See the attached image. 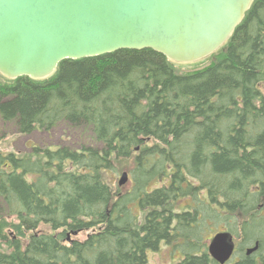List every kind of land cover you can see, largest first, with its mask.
I'll return each instance as SVG.
<instances>
[{
	"label": "trees",
	"instance_id": "trees-1",
	"mask_svg": "<svg viewBox=\"0 0 264 264\" xmlns=\"http://www.w3.org/2000/svg\"><path fill=\"white\" fill-rule=\"evenodd\" d=\"M207 59L180 72L152 48L120 49L45 79L0 72L1 125L76 139L0 150V222L20 229L0 230V264H150L162 244L183 253L174 264H219L207 246L223 230L241 252L229 264H264V0ZM122 169L128 188L112 182Z\"/></svg>",
	"mask_w": 264,
	"mask_h": 264
},
{
	"label": "water",
	"instance_id": "water-1",
	"mask_svg": "<svg viewBox=\"0 0 264 264\" xmlns=\"http://www.w3.org/2000/svg\"><path fill=\"white\" fill-rule=\"evenodd\" d=\"M253 1L0 0V72L45 79L63 60L120 49L152 48L173 62H198L228 41ZM128 182L124 171L119 185ZM235 249L228 230L208 243L219 264L228 263Z\"/></svg>",
	"mask_w": 264,
	"mask_h": 264
},
{
	"label": "rangeland",
	"instance_id": "rangeland-1",
	"mask_svg": "<svg viewBox=\"0 0 264 264\" xmlns=\"http://www.w3.org/2000/svg\"><path fill=\"white\" fill-rule=\"evenodd\" d=\"M212 61L213 59H203L198 62L183 64V66H180L178 70L180 72H189L197 68H202L208 65L209 63H211ZM2 127L5 131V136L0 139V150L4 152L14 151L17 153H27L30 152L32 146L35 145L56 147L62 144H70L72 141L73 142L76 141V139L73 136H71L69 133H67L66 129L63 127L56 128L51 132H46L43 130L36 129L35 131H33L31 134L28 135L17 133L16 130L9 125L3 126L0 124V129ZM125 168L126 167H124V169ZM124 169L119 170L117 173H114L112 179L114 186H119V180L121 178L122 173L124 172ZM124 187L125 188L130 187V182H128L125 186L124 185L122 186V188ZM0 230L6 233L7 236H9L10 238L20 235V229L17 228V222L10 217L4 218L3 223L0 222ZM40 231L51 232L50 228L47 225H41ZM86 233L87 232L80 233L78 237L82 238L85 236ZM30 234L31 232L22 230L21 237L23 240L26 241L29 238ZM207 235L209 234L207 233L204 234V236ZM235 241H236L237 251L235 252L232 259L228 262V264L233 260H237L238 257L241 256V252L239 251L238 248L239 246L238 239H235ZM148 256H149L150 264H174L180 258H182L183 253L181 252L179 247L162 244L158 250L150 251Z\"/></svg>",
	"mask_w": 264,
	"mask_h": 264
},
{
	"label": "bare ground",
	"instance_id": "bare-ground-1",
	"mask_svg": "<svg viewBox=\"0 0 264 264\" xmlns=\"http://www.w3.org/2000/svg\"><path fill=\"white\" fill-rule=\"evenodd\" d=\"M226 264H228V263H226Z\"/></svg>",
	"mask_w": 264,
	"mask_h": 264
}]
</instances>
